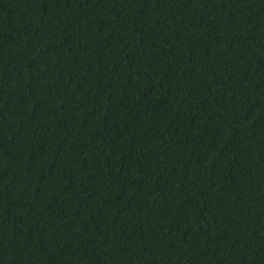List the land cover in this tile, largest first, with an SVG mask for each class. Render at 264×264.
I'll use <instances>...</instances> for the list:
<instances>
[{
    "label": "trees",
    "instance_id": "obj_1",
    "mask_svg": "<svg viewBox=\"0 0 264 264\" xmlns=\"http://www.w3.org/2000/svg\"><path fill=\"white\" fill-rule=\"evenodd\" d=\"M0 264H264V0H0Z\"/></svg>",
    "mask_w": 264,
    "mask_h": 264
}]
</instances>
